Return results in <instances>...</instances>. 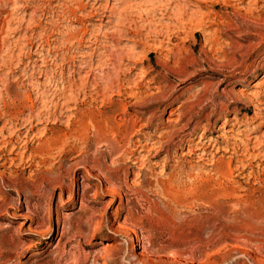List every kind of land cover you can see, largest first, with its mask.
Listing matches in <instances>:
<instances>
[{
    "label": "rangeland",
    "instance_id": "rangeland-1",
    "mask_svg": "<svg viewBox=\"0 0 264 264\" xmlns=\"http://www.w3.org/2000/svg\"><path fill=\"white\" fill-rule=\"evenodd\" d=\"M93 1L0 0V264H264V0Z\"/></svg>",
    "mask_w": 264,
    "mask_h": 264
},
{
    "label": "bare ground",
    "instance_id": "bare-ground-1",
    "mask_svg": "<svg viewBox=\"0 0 264 264\" xmlns=\"http://www.w3.org/2000/svg\"><path fill=\"white\" fill-rule=\"evenodd\" d=\"M8 2V1H7ZM56 2H58V1H56ZM97 2H98V0L97 1H93V3H92V7H91V9L90 10H92V11H95L96 13L94 14V16H98V17H100V18H104V16L103 15H99L97 12L100 10V6H97ZM216 3V2H215ZM29 5V4H28ZM211 5H212V3H211ZM215 5V4H214ZM91 6V5H90ZM27 8V7H26ZM184 8V7H183ZM177 9V8H176ZM181 9V8H180ZM81 10V9H80ZM166 11H164V13H167L168 12V9H165ZM176 11V10H175ZM169 13V12H168ZM69 14V13H68ZM180 14H183L182 12L180 13V11H179V14H175L174 16H180ZM71 15V14H70ZM92 15V14H91ZM145 15V14H144ZM173 16V17H174ZM183 16V15H182ZM181 16V17H182ZM76 17V16H75ZM184 17V16H183ZM182 17V18H183ZM177 18H179V17H177ZM181 18V19H182ZM79 19V18H78ZM61 20V19H60ZM90 20V19H89ZM177 20V19H176ZM179 20H180V18H179ZM51 22V21H50ZM178 22V21H177ZM181 22V21H180ZM184 22V21H183ZM186 22V21H185ZM188 22V21H187ZM188 23H191V22H188ZM208 23V22H207ZM177 25V24H176ZM185 25V24H184ZM189 25V24H188ZM220 25V24H219ZM114 26V25H113ZM67 29V28H66ZM75 34V33H74ZM57 35V34H56ZM50 36V35H49ZM53 36V35H52ZM108 36V35H107ZM37 39V38H36ZM117 39V38H116ZM210 41V40H209ZM213 41V40H212ZM211 42V41H210ZM87 43L89 44V45H92V42L90 41V40H88L87 41ZM25 44V43H24ZM42 44H44V43H42ZM40 46V45H39ZM88 48V47H87ZM42 63V62H41ZM63 63V62H62ZM68 63V62H67ZM51 86V85H50ZM73 89V88H72ZM55 91V90H54ZM28 98V97H27ZM56 99V98H55ZM54 99V100H55ZM27 100V99H26ZM11 101V100H10ZM29 101V100H28ZM25 103V102H24ZM4 104V103H3ZM56 106V105H55ZM59 106V105H58ZM33 108V107H32ZM75 108V107H74ZM188 108V107H187ZM26 109V108H25ZM4 110V109H3ZM6 113V112H5ZM13 120H14V118H13ZM120 120V119H119ZM231 120H234V119H231ZM236 120V119H235ZM36 121V120H35ZM90 126V128H91V130L93 131V132H95V133H97V134H99V135H107V134H113L112 132H113V128L111 127V125H109V123H108V121H107V119H103L102 121H100V119L99 120H94L93 119V117H90V116H86V117H83L82 119H80L79 120V124H80V127L81 128H83V126H85L84 124H86V123ZM39 124V123H38ZM79 124H78V126H79ZM86 124V125H87ZM121 124V123H120ZM6 125V124H5ZM12 126V125H11ZM236 126V124H234V125H232V127L234 128ZM35 127V126H34ZM82 130V129H81ZM126 131V130H125ZM240 131V130H239ZM27 132V131H26ZM21 134V133H20ZM71 137V136H70ZM100 138V137H99ZM51 139V138H50ZM50 139H47V143H48V147H47V152H48V150H51L52 148H54V147H57V145H60L61 143H63L61 140H60V138L59 139H54V140H50ZM77 141V140H76ZM80 141V140H79ZM45 142V141H44ZM69 142V141H68ZM11 143V142H10ZM5 144V143H4ZM63 145V144H62ZM61 145V146H62ZM3 147V146H2ZM45 147L46 146H44L43 147V149H44V152H45ZM140 148H141V146H139ZM62 148V147H61ZM40 149V148H39ZM10 150V149H9ZM15 150V149H14ZM200 151H201V155H200V158L201 157H204V156H206V150L205 149H203V147L201 146L200 147ZM11 155V154H10ZM32 155V154H31ZM35 157V156H34ZM43 160V159H42ZM5 162V161H4ZM28 162H31L30 161V159H29V161ZM137 164V162H132V165L133 166H135ZM215 170V169H214ZM224 180V179H223ZM116 194V193H115ZM177 195H179V194H177ZM116 196V195H115ZM119 196V195H118ZM120 197V196H119ZM109 207L108 206H105L104 207V212H106V210L108 209ZM115 214L117 213V211H115L114 212Z\"/></svg>",
    "mask_w": 264,
    "mask_h": 264
}]
</instances>
